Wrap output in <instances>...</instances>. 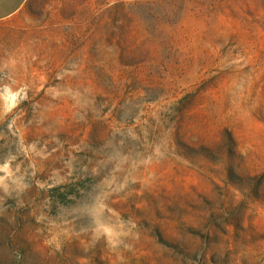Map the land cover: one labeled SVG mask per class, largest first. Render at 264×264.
Listing matches in <instances>:
<instances>
[{"label":"rangeland","instance_id":"374dc122","mask_svg":"<svg viewBox=\"0 0 264 264\" xmlns=\"http://www.w3.org/2000/svg\"><path fill=\"white\" fill-rule=\"evenodd\" d=\"M0 264H264V0L0 22Z\"/></svg>","mask_w":264,"mask_h":264},{"label":"crops","instance_id":"0c3cea01","mask_svg":"<svg viewBox=\"0 0 264 264\" xmlns=\"http://www.w3.org/2000/svg\"><path fill=\"white\" fill-rule=\"evenodd\" d=\"M29 0H0V22L18 13Z\"/></svg>","mask_w":264,"mask_h":264}]
</instances>
